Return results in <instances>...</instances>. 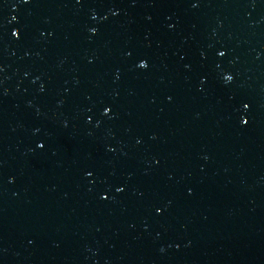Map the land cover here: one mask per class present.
Returning <instances> with one entry per match:
<instances>
[{"label":"water","instance_id":"obj_1","mask_svg":"<svg viewBox=\"0 0 264 264\" xmlns=\"http://www.w3.org/2000/svg\"><path fill=\"white\" fill-rule=\"evenodd\" d=\"M0 264H264V0H0Z\"/></svg>","mask_w":264,"mask_h":264}]
</instances>
